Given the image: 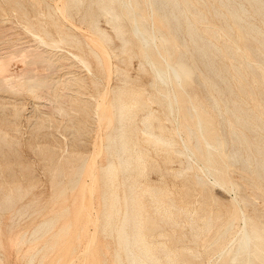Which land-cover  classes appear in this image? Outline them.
I'll return each mask as SVG.
<instances>
[{"label":"bare ground","instance_id":"obj_1","mask_svg":"<svg viewBox=\"0 0 264 264\" xmlns=\"http://www.w3.org/2000/svg\"><path fill=\"white\" fill-rule=\"evenodd\" d=\"M34 1L40 8H45L49 25L40 20L29 21L27 26H24V30L33 37V45L25 46V42L22 43L25 47L16 50V45L9 47L8 44L9 52H19L14 58L20 56L25 64V69H21L20 73L13 75L9 71V74H4L3 71L10 67L9 62L15 54L11 52L14 55L10 54L12 56L4 62L2 57L7 53L4 52L6 54L3 56L0 53V91L19 94L20 91L16 86L24 85L27 92L35 98L40 91H45L46 100L48 99L53 107H50V112H43L44 126L54 127L55 122L51 120L53 114L66 118L69 124L65 127L66 131L71 134L69 136L72 138H70L71 144L76 147L82 145L87 124L80 126L75 119L81 117V110H84L89 118L94 114L92 103L84 97L88 81L86 82V76L74 72L69 74V71L65 72L61 79H55L52 74L65 66L79 65L90 72L89 55L96 60L102 72H109L113 68L116 73L121 74L123 72L120 68L112 67L110 61L112 58L123 61L126 55L145 56L149 58L154 69V77H165L168 83L167 87H161L157 91V99L168 106L171 104L175 106L177 118L173 123L167 117L173 129L167 126L161 116L148 104L146 92L129 85L127 74L122 76L119 85L108 88L104 99L98 104L102 112H98V107L95 113L98 122L105 121V130L102 131L104 142L100 144L101 139L98 142L96 140L98 148L96 147V150L94 147L96 152L93 159L91 158L92 161L89 159L90 163H87L88 161L83 158L72 178L80 179L84 173L90 174L89 179H92V183H84L83 180L78 191L81 199L83 198L82 201L87 199V206L84 202L85 204L80 203L78 207L87 221L94 219L92 220L94 230L88 231L85 236L82 234V229H85L83 223H79L83 226V228L80 226L82 229L78 228V223L74 227L72 220L59 225L62 217L69 214L68 206L60 207V210L52 212L53 214L35 225L30 233L22 234L15 242L18 246H15L16 248L27 243H30L29 246L32 244L21 255L23 264H43L53 249L58 245L66 244L69 240L67 237L70 238L71 244L76 242L77 246L84 245V247L78 252V249L76 250L78 247L71 245V254L75 255L73 259L69 257V261L62 260L61 256L63 257L64 254L62 252L61 256L57 255L58 258H54L57 259L55 264H76L77 258L79 264L85 263V260L87 264H102L107 256L111 264H193L191 249L174 250L168 245L170 241L176 245L179 240L174 234L166 233L167 227H177L182 222L190 226L195 236V244L199 243L200 234H206L202 249L209 257L208 264H264V211L254 208L252 212L255 218L248 222L243 206L254 204L255 201L251 202L248 195L240 192L245 186H248L249 190L264 189V182L261 181L264 178V145L251 141L247 134L254 127L264 130V26L249 20L254 14L264 24V1L246 0L252 9L251 14L243 4L236 3L235 0H121L118 5L119 13L113 12L111 6L103 3L102 0H95L99 5L97 10L93 9L92 3L87 6L90 19L87 22L88 31H82L86 43L82 36L75 33L72 26L65 22L69 20L72 8L80 11L83 0H62L61 7L57 3L52 4L51 0ZM8 2L14 12L19 7L22 13H26V7L20 0H8ZM1 9L4 11V8ZM98 15L111 23L114 37L98 26ZM121 15L130 19L132 27L137 30L138 38L142 40L146 38L144 45L135 43L132 39L131 41L122 26L116 23ZM147 19L151 22L150 33L144 26ZM182 19L186 24L183 37H180ZM82 20L86 21V14L83 15ZM171 20L177 24L173 28L170 26ZM115 40L120 42L118 47L114 45ZM148 40L155 49H148L147 53L145 48ZM132 45H135L139 51L135 52ZM64 46L76 49L80 53L66 51ZM208 55H211L212 59L209 63L202 61L204 69L201 70L198 61L208 60ZM214 57L226 61L224 67L232 68L228 77L223 74L222 69L216 74L212 72ZM38 66L40 69L45 68L47 73H38ZM193 72L200 78L203 88L207 89L202 94L196 92L194 81L187 84L188 74ZM17 77L21 80L20 82L17 79V83L21 84L15 86L13 82ZM93 83L96 85V82ZM60 84L62 87H59ZM222 84L225 87H222ZM187 85H190V91ZM18 100L15 99V103L21 104L22 102ZM6 101L9 100L0 96L1 103ZM244 103L251 104L255 111L254 117L246 113L243 108ZM221 106H224L223 110ZM1 107L5 108V105L1 104ZM181 107L183 110L179 111L178 108ZM37 113L42 115V112ZM224 114L227 116L225 117ZM137 116H142L138 131L134 122ZM224 120H234L233 123L229 122L231 129L228 137L224 130L216 132L223 125ZM258 120L263 123L253 125ZM153 122L157 123L158 133L153 130ZM173 130L183 141L181 150L176 147L178 142ZM44 135L48 137L52 133L48 132ZM5 137L4 133L3 138ZM3 138H0L1 150L5 145ZM149 147L163 152L167 162H173L175 159L183 161L185 151L195 162L197 171L203 174L199 176L197 173L194 176L197 180L196 184H200L202 188L210 185L206 179L210 176L213 177L212 184L219 183L232 189L235 183L230 179L231 168L237 167L248 172V175L243 177L244 183L237 185L236 193L239 200L231 199L237 202L236 205L233 208L226 207L227 213L223 214L216 205L213 207L205 201V206L197 213V218L200 220L198 222L195 215L188 214L186 207L173 202L166 190L139 182V179L146 177L148 172L156 171L160 167L159 164L150 162L152 158L150 159ZM104 151L107 153L106 162L98 165L97 159ZM97 172L98 175L95 177ZM188 175V169L183 168L181 174L183 179ZM77 182L75 181L70 187L71 191L78 187ZM1 189L0 186V198ZM96 190L99 191L100 204L96 214H93L92 201ZM16 192L21 198L25 194L21 187H18ZM14 194L10 191L3 196L4 201H0V216L5 211L13 212L12 225L14 218L21 217L26 212L24 207L14 210L17 204ZM66 196L67 189L62 188L58 198L66 199ZM66 202L68 203V199ZM81 217V215L76 217L79 219L74 221H79ZM83 217L82 222L85 219ZM239 220L244 221L243 226L229 239L231 230L237 226ZM216 221L221 223L214 228ZM75 222L73 223L76 224ZM241 229H244V233ZM98 238L112 240V245L108 243L102 245L105 252L102 253L99 261L97 257L100 254L96 256L97 253L93 251ZM42 240L45 241L40 244ZM2 249L3 241L0 237V264H4ZM63 251H68V247ZM71 254L68 253L69 256ZM63 259H66V256ZM47 262H51L50 259Z\"/></svg>","mask_w":264,"mask_h":264},{"label":"rangeland","instance_id":"obj_2","mask_svg":"<svg viewBox=\"0 0 264 264\" xmlns=\"http://www.w3.org/2000/svg\"><path fill=\"white\" fill-rule=\"evenodd\" d=\"M20 1L23 2V5L26 7L25 14L22 13L19 7H17L14 12L11 9V4L10 2H8V0H0V32L2 33L3 31V34H4L3 35L0 33L1 34L0 35V49H2L3 51L2 52L0 50V53H2V56L6 53L8 55L12 53L15 54V55L12 54L14 56L12 55L8 56L6 54L5 56L2 57V60L5 62V60H7L8 57L12 56L11 57L12 61L9 62L10 67L3 71L4 74L5 73L7 74L10 71L13 75H15V73L16 74L20 73L23 70V68L25 69L24 67L25 64L22 62L21 57L18 56L14 58L15 56H17L16 54H19V52L15 53L11 51L12 52L11 53L8 50L10 46L15 47L16 45L18 47V48L16 47V50L17 49L19 50L20 47H25L28 44L33 45L32 44L33 37L30 34H27V32L24 30V26H27V23L29 21L38 22V20L43 21L44 23L49 25V20L45 13V8H40L34 0H20ZM51 1H52L51 2L52 4L57 3L60 7L62 6L61 4L62 0H58V1L51 0ZM120 1L121 0H102L103 3L111 6L113 12L117 11L118 13L120 11L118 8L119 7L118 5H120ZM235 2L243 4L244 7L247 8L252 14V9L246 0H235ZM90 3H92L93 9L95 10L98 9L99 5L96 3L95 0H83V6L81 7L80 11H77L75 8H72L70 12L71 16L69 17V20L68 19L67 21L65 20V22H68V24L72 26L73 31L81 36L83 35L82 33L88 31L87 22L90 19H89V14H87V6ZM1 8H4V11ZM84 14H86L85 22H83L84 20H82V17ZM252 15L254 17L249 18V20L263 27L264 24H262L258 20V18L255 17L254 14ZM97 19H98V26L101 29L107 31L110 35L114 37V32L112 30L111 23L106 22V20L99 15L97 16ZM116 23L122 26L123 31L127 34L130 40L132 39L133 42L135 43L139 42L141 45L145 44L146 38L142 40L137 37L138 36L137 30H135L132 27L130 19H128L126 16L121 15L120 18L116 21ZM150 23H151L150 20L147 19V22L144 24L148 33H150L151 31ZM185 24H186L185 20L182 19L181 25H180L182 34L180 35V37H183ZM176 25H177L176 22L171 20V23H170L171 28L175 27ZM3 37L5 38L2 39ZM82 39L86 43L87 40L84 36H82ZM22 43L23 44L25 43L24 44L25 46H23ZM8 44H9V47H8ZM114 45L118 47L120 45V42L115 40ZM132 48L134 49L135 52L139 51V49L135 45H132ZM64 49L72 53H80L78 50L72 49L69 47L66 48L64 46ZM148 49L150 50L155 49L152 46V43L150 40H148V44L146 45V48H145L147 53H148ZM86 57H87V53H86ZM88 58L91 64L90 72L88 71V69H84L83 67L79 65L75 67L69 66L70 68L65 66L60 70H56L55 71L56 74L55 72L54 74H52L53 75L52 77H54L55 79L57 78L61 79V76L64 77V74H66L67 71H69V74L71 72H74L75 74L79 73L80 75L86 76L87 78L86 82L88 81L87 82L88 86L86 90H84V97H86L87 101H90L92 103L94 114L92 115L91 117L92 119H91L87 116L84 110H81L82 112L81 117L75 119L76 122L80 126H83V124H87V127H86L87 132L82 137L83 141H81L82 145H76V147H73V145L71 144L72 138L69 137L71 134L69 135V132H67L65 128L66 126H69V124L66 118L62 117L61 115L58 116L57 114L56 115L53 114L55 115L54 117L52 115L51 120L55 122V124H53L54 127L44 126L45 119L44 117H42L44 116L43 112L44 113L50 112L51 111L50 107L52 106L49 100L48 99L46 100V97L44 94L45 91L44 92L42 91L43 93L40 91L41 93L39 92L37 95V98H35V96L27 92V90L25 89L26 87L24 85L16 86L17 84H21L20 83L21 80L18 79L20 77H17L16 81L13 82L17 90L19 89L18 90L20 91L19 94H13L11 92L0 91V96H3L7 100H9L8 102L7 101L3 103L0 102V135H1L0 138H3L4 133L6 135L5 139L3 138V141H5V145L2 150L0 149V186L2 187L1 192L3 193V194L1 193L2 196L0 198V201H4L3 196L5 194L10 193V191H12L15 193L14 198H15V201L17 202V204L14 207L15 208L14 210H18L21 207H24L26 209L25 214H27V216L24 214L21 217L18 216L14 218L13 225L11 224L13 212L5 211L0 216V219H1L0 220L1 221L0 222V228H1L0 237L3 241V249H2L3 257L2 258L4 260V264H23V262L21 261L22 260L21 255L24 254L32 244L29 246L30 243H27L20 248H16L18 246H17V243L15 244V242L19 240L22 234L30 233V231L33 229L35 225H37L39 222L47 218L49 215L53 214L52 212L54 211L56 212L60 210V207L63 208V207L68 206L69 214L67 216L62 217V219L59 221V225L69 220H72L73 226L75 225L74 227H76V225H78L79 223H83L82 225L85 226L84 228L86 229V233H85V229H82L83 226H81V224H79V227L78 226L77 227L79 229L82 227L81 228L82 234L85 236H87L88 231L91 232L94 230V222L92 221L94 219H91V220L89 219L87 221L86 217H83L82 215L83 212L81 213V210L79 211V207H78L80 206V203L85 204L84 202H86L85 206H87V201H86L87 199L86 200L84 199V201H82L83 198L81 199V197L79 196L80 192L78 191L80 190L79 186L82 185L81 183H83L82 182L83 180H84V183L85 182L92 183V179H89L90 174L86 175L87 173H84V175L80 179H77V178L72 179V178H73V174L77 166L81 164L83 158H85L87 161L91 158L93 159L94 157L93 155L96 152L95 149L97 150L98 148L97 146L98 143H96V140L98 142L101 139L99 141L100 144H103L102 142H104L103 140L104 132L102 131L105 130L104 129L106 126L105 121H101L102 123L98 122V120H96L97 119L96 117L98 116L95 113L98 111V107H99L98 104L101 102V100L104 99V94L106 90L110 88L111 86L115 87L119 85L121 83L120 79H122V76L127 74V76L129 77L128 78L129 85H132V87L138 90H142V91L144 90L146 92L147 100H149L150 102V103L148 102V104L154 111H156L161 116L163 122L167 126L173 129V126L170 125V123L167 121V117H169L173 121V123L176 122V118H177L176 110L177 109L175 108V106H172V104L168 106V104L162 103L161 100L157 99L156 97L157 91L161 87H167L168 83L165 77H159V78L154 77V69L152 68L148 57H145V56L129 57L128 55H126L123 58V61H118L112 58V60H110L112 63V67L120 68L123 72L121 74L116 73V71H114L115 69L113 68L109 72L107 71L104 73L102 72L96 60L92 56L89 55ZM211 59H212V56L208 55V60L204 59V60L198 61V65L201 68V70L204 69V67L202 66V61L209 63ZM226 64H227L226 61H223L222 58L214 57L212 72L216 74L218 70L222 69L221 71H223V74L228 77V74L232 71V68L229 66L224 67ZM38 67H35L36 69L38 68L37 69L38 73L46 72L45 68L40 69V66ZM188 77H189V81L187 84H190L191 82L194 81L195 82L194 88L197 93L202 94L203 91L207 90L203 88V86L200 84L201 83L200 78L197 77V74L195 72H193L190 75L188 74ZM17 79L18 81H20L19 83H17ZM157 80L160 82H158ZM93 82H96L97 87ZM189 86L190 85H187L188 91H190ZM59 87H62V85L60 84ZM222 87H225L224 84H222ZM39 94L41 95L39 96ZM8 98H10L11 100ZM15 99H19L18 102L20 101L22 103L16 104L14 101ZM35 103L38 104L39 106L37 107ZM1 104L5 105V108L1 107ZM184 105L186 106L185 103ZM42 107H44L45 109ZM221 108L223 110L224 106H221ZM243 108L246 110V113L249 116L251 117L255 116L254 114L255 111L250 103L249 104L244 103ZM178 109L179 111H182L183 107L178 108ZM17 111H19V113H17ZM37 112H40V113L42 112V115L38 114ZM98 112H102V108L99 107ZM224 116L226 117L227 115L224 114ZM141 119H142V116H137L135 118L134 122L136 124L137 131L141 127ZM215 119H216V116H215ZM229 122L233 123L234 120H229V121L224 120L223 125L219 129H217L216 132L219 133L220 130H224L227 132V137H228L229 131L231 129V125ZM257 123L260 124L263 122L258 120V122H255V124L253 125H257ZM152 127H153L154 132L158 133L156 122L152 123ZM48 132H51L52 135L46 137L44 134ZM247 134L251 141L259 143L260 145H264V130L262 128L254 127L250 131H248ZM173 135L176 141L178 142L176 147L179 150H181L183 148V143H182L183 141L180 140L181 137H178V134L174 130H173ZM149 152L151 153L150 159L152 158L150 162L153 161L156 164H159L160 167L156 171L148 172L146 177L139 179V182L142 183L143 185L144 184L150 185V186L159 187V188L166 190L170 198L172 199V201L175 202L176 204L186 207L188 214L190 216L195 215L196 217L195 219L198 220V222H200V220L197 218V213L205 206L206 202L208 204H212L213 207H215L216 205L218 208H220L223 214H226L227 213L226 207L229 206L230 208L231 207L233 208V206L236 205L237 203L236 201H233V200L234 199L239 200V196L236 193L237 185L240 183H244L243 177L248 175V172L242 171L237 167L231 168L230 179L233 183H235L232 189L229 187L227 188L219 183L212 184L213 177H210V176L209 177L207 176L206 178L210 185L206 186L205 188H202L200 184H196L197 180L195 179L194 176L197 173L199 176H203V174L202 172L197 171L195 162L186 154L185 151H184L183 158H182L183 161H179L175 159L173 162H167L165 154L163 152L157 151L153 147H149ZM100 156L97 159L98 165H101L104 162H106V157H107L106 151H104V153H102ZM87 163H90V161H88ZM183 168L188 169L189 175L187 177H189L190 179L189 178L187 179V177H185L186 179L185 180L181 176ZM232 173H233V176H232ZM93 174H96V173H93ZM97 175H98V172L95 175V177H97ZM252 178L254 179V176H252ZM75 181H78L77 182L78 187L75 190L71 191L70 187L74 184ZM261 181L264 182V178H262ZM18 187H21L24 190L25 194L22 198L17 196L16 194L17 193L16 189ZM207 187H209L210 190ZM62 188L67 189L66 199L58 198V194ZM202 192H205V193H202ZM240 192L248 195L251 198V202L255 201L254 204L243 206V212L244 214H246L245 218L249 222V220L255 218V215L252 212L254 208L264 211V189L258 190L256 188L254 189L250 188L249 190V187L245 186L243 187V189L240 190ZM257 195L259 198L257 197ZM94 197L95 198L92 201L94 211H92V213L96 214V211H98L99 204H100V195H99L98 190H96ZM67 199H68V203L66 202ZM256 199H258L257 200L258 202L256 201ZM42 209L44 210L42 211ZM77 211L80 213L79 215ZM80 215L83 217V219L85 218L86 220L84 219L83 220L84 222H82L81 221L82 217H81L79 221L75 222L74 220L79 219L76 217H80ZM69 217L73 219H68ZM242 221L243 220H239L237 222V226L231 230L229 239H231L233 234L237 232V230L240 229L241 226H243L244 221L243 222ZM73 222H75L76 224H74ZM220 223L221 221L214 222V228L218 226ZM200 224L201 223H199V225ZM10 225L11 227H9ZM243 230L244 229H241L242 233H244ZM166 231H167L166 233L174 234L175 238L179 240V242L176 245L172 244L171 241L168 242V245L172 249L174 250H181V249L190 250L191 249L193 264H208L209 263V257L205 253V251L202 249L203 243L205 242L204 240H205L206 234H200V241L198 244H195L194 243L195 236H193L191 232V228L186 222H182L181 225L177 227L175 226L167 227ZM67 238L69 240L66 241V244L58 245L55 249H53V251L54 250L56 251V253L54 251L55 254L53 253V251H51L48 254V257H46V259L47 261H49L50 259L51 262H47L45 260L46 263L44 262L43 264H50V263L55 264L56 263L55 261L57 259H54V258L55 257L58 258L57 255L61 256L63 254L62 252H64L63 257L61 256L62 260L69 261L70 258L72 260L75 255L72 256L73 254H71V249H72L71 245H73V247H78L76 248V250L78 249L77 250L78 252L83 249L84 245L83 247L77 246L76 242H73V244H71L70 238L69 237ZM44 241L45 240L40 241V244H43ZM102 241L103 242L105 241V242L103 243ZM238 242L239 240L237 241V243ZM107 243L112 245V240L109 238H107L106 240L102 238H98V241L95 244L97 246L94 245L93 251L97 253L96 256L100 254L99 255L100 257L99 256H98L99 258L97 257L98 261L100 260V258H102L101 256L102 253L105 252L104 248H102L104 246L102 245L107 244ZM98 245H99V248H98ZM61 246L62 247L66 246V247L60 248ZM67 247H68V251L66 252L63 251L64 249L66 250ZM19 249L21 250L20 252H19ZM95 250H98V251H95ZM60 253L62 254L60 255ZM68 253L71 254L72 257L69 256ZM64 255L66 256V259L68 260L63 259L65 257ZM78 260H79L78 258L75 259L76 264H79ZM103 261L104 263L102 264H111V261L108 258V256L104 258ZM83 264H87V260H85V263L83 262Z\"/></svg>","mask_w":264,"mask_h":264}]
</instances>
